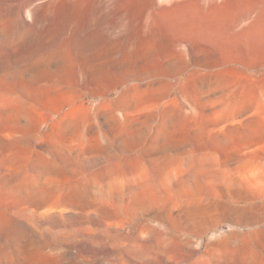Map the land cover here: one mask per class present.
I'll use <instances>...</instances> for the list:
<instances>
[{
  "label": "rangeland",
  "instance_id": "1",
  "mask_svg": "<svg viewBox=\"0 0 264 264\" xmlns=\"http://www.w3.org/2000/svg\"><path fill=\"white\" fill-rule=\"evenodd\" d=\"M124 115L226 128L239 166L82 165ZM0 264H264V0H0Z\"/></svg>",
  "mask_w": 264,
  "mask_h": 264
},
{
  "label": "crops",
  "instance_id": "2",
  "mask_svg": "<svg viewBox=\"0 0 264 264\" xmlns=\"http://www.w3.org/2000/svg\"><path fill=\"white\" fill-rule=\"evenodd\" d=\"M143 76L142 85L146 87L177 86L176 74L169 69H147ZM126 117V116H125ZM108 122L112 125L111 132L90 133L85 132L78 136L77 141L83 144V163L85 166H111L128 165L121 160H130L129 155L120 152L138 150L137 160L134 165L146 166L148 159L154 160L156 166H172L177 168L192 167L195 165H211L212 162L222 164L236 161L239 166V142H234L228 137L226 128L198 130L193 127L165 128L153 120L145 124L143 129L134 128V133L129 127L125 130L124 120ZM127 118V117H126ZM141 123V124H142ZM86 128L93 122L83 123ZM155 124V127H148ZM128 125V124H126ZM130 125V124H129ZM147 126V127H146ZM87 130V129H86ZM204 131V132H201ZM173 143V144H171ZM171 144V145H170ZM109 152L108 155L97 154L96 151ZM132 164V163H131ZM230 166V165H227Z\"/></svg>",
  "mask_w": 264,
  "mask_h": 264
},
{
  "label": "bare ground",
  "instance_id": "3",
  "mask_svg": "<svg viewBox=\"0 0 264 264\" xmlns=\"http://www.w3.org/2000/svg\"><path fill=\"white\" fill-rule=\"evenodd\" d=\"M113 79H116V80H123V79H126V78H129V76L128 75H113V76H111ZM126 102L124 101V100H118L117 101V103L115 104V108L117 109H122V108H125L126 109V104H125ZM113 115V114H112ZM114 119L115 120H117V118L116 117H114ZM121 120H124V122L126 123V124H128L129 122H130V120H129V118H126L125 117V115H124V117L121 119ZM117 121H119V119L117 120ZM125 124V125H126ZM171 144H173V143H171ZM170 144V145H171ZM245 218V217H244ZM248 220L249 221H253L254 220V218H252V217H248Z\"/></svg>",
  "mask_w": 264,
  "mask_h": 264
}]
</instances>
